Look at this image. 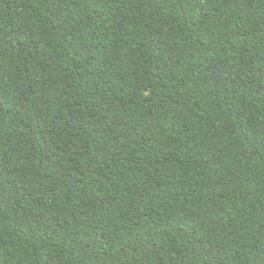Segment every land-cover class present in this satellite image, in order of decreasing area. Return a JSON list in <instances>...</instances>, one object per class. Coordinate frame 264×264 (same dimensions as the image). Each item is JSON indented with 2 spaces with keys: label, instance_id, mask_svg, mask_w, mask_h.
<instances>
[{
  "label": "trees",
  "instance_id": "16d2710c",
  "mask_svg": "<svg viewBox=\"0 0 264 264\" xmlns=\"http://www.w3.org/2000/svg\"><path fill=\"white\" fill-rule=\"evenodd\" d=\"M0 264H264V0H0Z\"/></svg>",
  "mask_w": 264,
  "mask_h": 264
}]
</instances>
